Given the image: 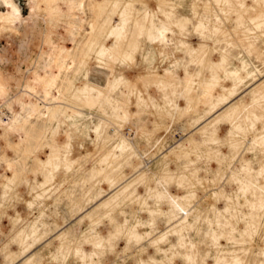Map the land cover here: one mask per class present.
Here are the masks:
<instances>
[{
	"label": "rangeland",
	"instance_id": "rangeland-1",
	"mask_svg": "<svg viewBox=\"0 0 264 264\" xmlns=\"http://www.w3.org/2000/svg\"><path fill=\"white\" fill-rule=\"evenodd\" d=\"M67 1L0 0V264H264V0ZM223 56L259 72L222 99Z\"/></svg>",
	"mask_w": 264,
	"mask_h": 264
},
{
	"label": "bare ground",
	"instance_id": "bare-ground-1",
	"mask_svg": "<svg viewBox=\"0 0 264 264\" xmlns=\"http://www.w3.org/2000/svg\"><path fill=\"white\" fill-rule=\"evenodd\" d=\"M6 5L8 6V14H9V19L12 21H17L20 22L22 21V12L20 11L19 7L15 4L14 0H4ZM34 4L32 5V9L37 10L38 13L41 11V1L42 0H33ZM220 2L221 0H216ZM67 7L69 9V14L72 12L73 7H74V2L71 0H68L67 2ZM259 21V20H257ZM256 21V22H257ZM257 26H261L263 23L262 22H257ZM20 25V24H19ZM96 29V23H93L90 27V33L92 34L95 32ZM112 34H114V31H112ZM148 42L151 44L152 48L155 50L157 53L156 55L159 56V59H162L163 62H165L166 66V74L169 75H174V72L172 71V68L176 66L177 63L180 62L181 58L179 55H177L176 50L177 46L173 42V40L170 37L169 34V29L163 25L159 28H156L154 31L151 30L148 32ZM140 46L138 47V49ZM151 47L146 48V60H150V53L152 51ZM110 47L107 43H104L99 55L101 56V59H104L103 55L106 50H109ZM126 58V57H125ZM158 58V57H157ZM128 59V58H127ZM130 59V58H129ZM226 61V56H223V63L217 65V72L214 75V87L209 84V92L212 94H217V89H220V98H224L226 95H235L237 91V86L240 83L245 82L246 79L248 78H254L255 74L259 72L258 68L250 61L239 58V64L234 65L232 67H228L225 64ZM149 72L150 69L146 67L145 72ZM58 74V73H57ZM184 78L188 81L190 86H194L197 83V73L191 72L186 69L184 73ZM50 75V74H49ZM47 77H40L37 75L36 80L39 84L42 83L44 88L43 94H45V99L48 102V105L46 106L47 108V113L48 111L51 110V108L56 104V103H64L66 101L65 96H64V87H59L57 83V77L56 73L53 76ZM53 75V74H52ZM122 80V79H119ZM119 80L117 84L119 83ZM3 81L0 79V92L2 94H5L7 91L5 80ZM7 84V83H6ZM89 88V85L86 83L84 86L79 87V91L82 94H86L87 89ZM27 90L30 91L29 93H35V87L33 85H28ZM37 91V90H36ZM38 94V93H37ZM221 99V100H222ZM69 108V106H67ZM0 124L7 128V127H13V122L9 121H4L3 118L0 120ZM114 153H111L110 155L112 156ZM69 156V155H68ZM68 156H66V162L68 164L72 163V159H70ZM11 166V165H10ZM13 166V165H12ZM216 223V222H215ZM213 224V223H212ZM217 225L219 224L218 222L216 223ZM216 225V226H217ZM215 226V227H216Z\"/></svg>",
	"mask_w": 264,
	"mask_h": 264
}]
</instances>
